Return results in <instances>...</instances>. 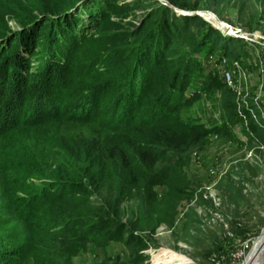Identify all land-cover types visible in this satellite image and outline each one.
<instances>
[{"label":"trees","instance_id":"1","mask_svg":"<svg viewBox=\"0 0 264 264\" xmlns=\"http://www.w3.org/2000/svg\"><path fill=\"white\" fill-rule=\"evenodd\" d=\"M162 1L0 0V264H76L97 237L130 243V262L139 260L136 232L171 223L190 195L189 153L243 121L233 99L209 127L186 114L201 91L231 94L200 55L240 56L243 39L172 10H195L196 0ZM122 3L143 15L131 29L108 31L102 21ZM242 110L245 138L235 140L264 145V120ZM247 168L225 176L234 205L255 175ZM131 198L134 211L125 206ZM185 214L189 239H209L204 253L232 244ZM235 214L224 215L227 231L245 238L250 228ZM127 263L115 256L95 264Z\"/></svg>","mask_w":264,"mask_h":264},{"label":"rangeland","instance_id":"2","mask_svg":"<svg viewBox=\"0 0 264 264\" xmlns=\"http://www.w3.org/2000/svg\"><path fill=\"white\" fill-rule=\"evenodd\" d=\"M80 1L76 0L75 3ZM147 1L149 0H145ZM196 2L201 5L195 9L200 13L198 15L214 25L219 24L222 29L217 28L224 36L232 34L241 37L246 53L240 56L230 53L223 55L224 57L215 52L200 55L208 59L207 63L229 86L231 94L228 96L229 90L201 91L200 97L186 114L209 127L212 123L219 122L222 114L226 113L222 109L226 100L233 99L235 109L243 121L232 123L229 136L227 132V135L213 132L202 148L193 149L189 153L185 172L189 179L187 191L189 190L190 195L181 198L178 211L171 223L160 221L152 229L143 228L136 232L143 237L144 242L142 244L144 246L139 249L142 254L139 260L130 262L132 261L129 255L130 243L121 240L102 242L97 237L86 241L84 248L73 257L76 264H95L98 261L115 259V256H118L119 261H127V264H147L152 253L154 257H158L161 251L176 253L175 258H179L172 260L176 264L184 260L187 262L181 264H214V260H217L218 264H237L263 225L264 145L235 139L245 138L243 129L246 128V114H242V108L256 118L261 117L264 120V0H196ZM177 9L172 8L176 15L185 14ZM143 12V7H137L134 12H130L122 3L112 9L102 22L108 31L118 28L131 29L139 23ZM7 18L9 23L14 24L10 16ZM224 71H227L228 78ZM240 166L248 167L255 175L240 184L245 201L234 205L231 203V197L226 196L225 176L238 171ZM232 178L236 179V175L233 174ZM155 190L161 193L164 186L156 185ZM135 203V199L131 198L126 200L125 206L128 205L129 208L132 206L134 211ZM186 211L194 213L195 219L199 221L196 225L202 232L206 234L212 232L219 236L226 233V236L232 237V244L221 252L204 253L209 239L198 237L199 241L195 243L184 233ZM232 212L236 213L234 219L239 222L237 224H245L250 228L245 238L233 236L227 231L229 225L224 215L230 218ZM120 217L126 220L127 214L123 213ZM189 232H192V228ZM6 248L7 241L0 230V250Z\"/></svg>","mask_w":264,"mask_h":264},{"label":"water","instance_id":"3","mask_svg":"<svg viewBox=\"0 0 264 264\" xmlns=\"http://www.w3.org/2000/svg\"><path fill=\"white\" fill-rule=\"evenodd\" d=\"M177 10L181 11L182 13L200 14L196 10H189V11L182 10V9H177ZM215 26L221 28V26L219 24H216ZM262 246H264V222H263V225H262L259 233L255 236L253 241H251L250 246L248 247V249L244 253L243 257L241 258V260L237 264H256L255 256L260 251Z\"/></svg>","mask_w":264,"mask_h":264},{"label":"bare ground","instance_id":"4","mask_svg":"<svg viewBox=\"0 0 264 264\" xmlns=\"http://www.w3.org/2000/svg\"><path fill=\"white\" fill-rule=\"evenodd\" d=\"M169 251H165V253H162L158 257H154V253L151 254V264H159V263H166V264H176L175 261H172L173 259H178L176 257V253H168ZM183 258V257H181ZM256 264H264V246L261 247L260 251L255 256ZM184 260V259H183ZM187 262V260L182 261ZM180 263V264H181Z\"/></svg>","mask_w":264,"mask_h":264},{"label":"built area","instance_id":"5","mask_svg":"<svg viewBox=\"0 0 264 264\" xmlns=\"http://www.w3.org/2000/svg\"><path fill=\"white\" fill-rule=\"evenodd\" d=\"M224 72H225L224 74H225L226 78H228L227 71H224ZM147 264H151V260H149ZM214 264H218V261L217 260H214Z\"/></svg>","mask_w":264,"mask_h":264}]
</instances>
